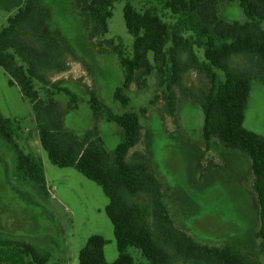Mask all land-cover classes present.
<instances>
[{"label":"trees","instance_id":"obj_1","mask_svg":"<svg viewBox=\"0 0 264 264\" xmlns=\"http://www.w3.org/2000/svg\"><path fill=\"white\" fill-rule=\"evenodd\" d=\"M76 2L88 16L91 38L97 41L105 36L116 0ZM220 3L238 4L245 20L222 18ZM39 4L40 0H24L0 29V65L11 77L9 83L17 84L30 102L41 146L51 162L75 167L100 185L109 199L105 211L114 226L119 256L109 262L104 251L109 240L94 234L80 251V264H262L231 245L200 244L176 227L165 203L164 185L151 171L147 155L135 151L129 157L142 137L138 112L117 113L90 91L88 103L95 119L116 123L124 131L113 153L96 127L85 139L66 127L65 112L56 96L69 99L68 109L77 108L83 99L62 81L49 79L50 73L66 72L70 66L66 48L41 16ZM124 18L134 37L133 53L126 55L118 45L112 48L125 69L123 85L115 89L114 99L127 108L132 103L131 86L142 87L156 72L166 110L175 115L179 92H187L185 74L196 70L204 75L211 84L209 90L190 92L204 112L203 136L210 146L242 150L251 157L264 245V137L244 126L252 69L264 83V0H150L142 9L128 1ZM238 56L248 58L251 66L235 65ZM38 86L45 88V96ZM22 133L19 120L5 117L0 109V138L16 153L14 178L31 181L47 193L42 158L21 148ZM130 248H136L144 261L135 259ZM52 257L46 247L0 237V264H48Z\"/></svg>","mask_w":264,"mask_h":264},{"label":"rangeland","instance_id":"obj_2","mask_svg":"<svg viewBox=\"0 0 264 264\" xmlns=\"http://www.w3.org/2000/svg\"><path fill=\"white\" fill-rule=\"evenodd\" d=\"M128 1L142 9L150 0H116L109 31L96 41L89 33L88 16L81 13L76 0H40L41 16L66 48L68 63H73L66 72L50 73L49 79L62 81L83 99L79 109L72 110L68 109L66 96H56L67 112L66 124L74 127L80 139L96 127L106 147L114 149L123 138L122 129L116 123L95 119L88 103L90 91L94 90L117 113L138 112L143 125L142 137L129 151V157L135 151L147 155L151 171L164 185L165 203L176 227L200 244L231 245L264 264L260 204L254 187L252 159L242 150L207 144L203 136V109L190 95L193 90L208 91L209 80L196 70L185 74L187 92H179L175 115L166 110L167 102L156 72L142 87L131 86L132 103L127 108L114 99L115 89L123 85L125 69L112 48L118 45L126 55L133 53L134 37L124 18ZM23 2L0 0V29ZM219 14L227 21L245 20L242 8L236 3H220ZM233 63L251 66L245 56L235 57ZM252 73L244 126L264 137V83L254 69ZM10 79L0 65V109L5 117L20 121L24 130L20 146L27 153L42 156L53 188L48 194L40 192L31 181L22 183L15 179L16 153L0 138V237L21 238L51 249L53 257L48 264H61L62 260H65L62 264H80V251L87 239L99 234L109 240L105 256L114 262L119 252L113 223L105 211L108 197L100 185L75 167H59L51 162L35 134L32 106L20 87L9 83ZM38 87L45 96V88ZM145 107L146 111L142 112ZM129 251L135 259L144 261L136 248ZM178 264L192 263L179 261Z\"/></svg>","mask_w":264,"mask_h":264},{"label":"crops","instance_id":"obj_3","mask_svg":"<svg viewBox=\"0 0 264 264\" xmlns=\"http://www.w3.org/2000/svg\"><path fill=\"white\" fill-rule=\"evenodd\" d=\"M72 66L73 65V63H71V62H69V66ZM71 66H70V68H71ZM76 71H78V69L76 70ZM62 73V72H61ZM15 85V84H14ZM63 85H65V84H63ZM98 92V91H97ZM99 96V95H98ZM100 97V96H99ZM101 98V97H100ZM102 100V99H101ZM61 107V106H60ZM62 109V108H61ZM77 109H79V108H76V109H72V110H77ZM71 111V110H70ZM124 111H126V110H124ZM64 112L65 113H67L66 112V110H64ZM16 119V118H15ZM34 119H35V115H34ZM16 120H18V119H16ZM36 121V120H35ZM20 122V121H19ZM71 124H73V122H71ZM65 125H66V127L67 128H69L70 130H72V131H74L75 132V129H74V127H71V126H68L67 124H66V114H65ZM36 127H37V123H36ZM119 129H122L121 127H119ZM91 130V129H90ZM25 131H28L27 129L25 130ZM89 132V131H88ZM32 133V132H31ZM122 136H123V138H124V131H123V129H122ZM35 134L38 136V128H37V130H35ZM77 135V134H76ZM86 137H84L83 139H85ZM122 138V137H121ZM123 138L121 139V141L123 140ZM41 144V143H40ZM108 149V148H107ZM113 150L114 149H108V151L109 152H111V153H113ZM4 150H3V148H1V152H3ZM5 155L6 156H8V154L7 153H5ZM39 155V154H38ZM41 156V155H40ZM11 158V157H10ZM41 158H42V156H41ZM42 161H43V159H42ZM43 165H44V163H43ZM14 167H15V163H14V165H13ZM44 170H45V166H44ZM45 175H46V172H45ZM46 182H47V193L48 194H51V191H52V185L50 184V179L49 178H47V176H46Z\"/></svg>","mask_w":264,"mask_h":264}]
</instances>
